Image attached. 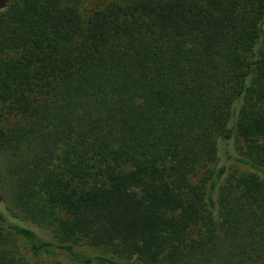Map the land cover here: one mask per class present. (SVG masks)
Listing matches in <instances>:
<instances>
[{"label": "trees", "instance_id": "trees-1", "mask_svg": "<svg viewBox=\"0 0 264 264\" xmlns=\"http://www.w3.org/2000/svg\"><path fill=\"white\" fill-rule=\"evenodd\" d=\"M0 264H264V0H0Z\"/></svg>", "mask_w": 264, "mask_h": 264}, {"label": "rangeland", "instance_id": "rangeland-1", "mask_svg": "<svg viewBox=\"0 0 264 264\" xmlns=\"http://www.w3.org/2000/svg\"><path fill=\"white\" fill-rule=\"evenodd\" d=\"M86 251L90 254L96 255V254H101L103 253L102 250L100 249H94V248H86Z\"/></svg>", "mask_w": 264, "mask_h": 264}]
</instances>
